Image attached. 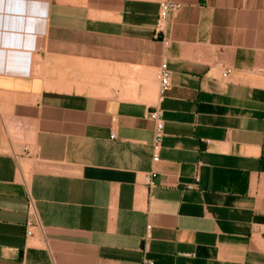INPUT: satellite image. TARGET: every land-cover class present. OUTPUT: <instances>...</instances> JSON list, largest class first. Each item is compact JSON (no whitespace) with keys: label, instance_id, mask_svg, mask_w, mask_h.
<instances>
[{"label":"crops","instance_id":"1","mask_svg":"<svg viewBox=\"0 0 264 264\" xmlns=\"http://www.w3.org/2000/svg\"><path fill=\"white\" fill-rule=\"evenodd\" d=\"M162 1L0 0V264H264V0Z\"/></svg>","mask_w":264,"mask_h":264},{"label":"built area","instance_id":"2","mask_svg":"<svg viewBox=\"0 0 264 264\" xmlns=\"http://www.w3.org/2000/svg\"><path fill=\"white\" fill-rule=\"evenodd\" d=\"M180 5L173 2L172 0H164L160 3V9H159V15H158V23H157V37L160 38L162 42L166 46L170 45V39L167 38V28L170 22V18L179 11ZM229 74V71L224 73V76L227 77ZM159 82H160V93L161 95H165L168 90L170 89L171 85V74L170 69L168 65V61L166 59L163 60L159 74H158ZM151 120L155 123V131H154V139L152 143L153 147V161L154 163H158L160 161V151L162 148L163 138L165 135V126H164V120H163V114L162 111L158 108H155L150 113ZM115 138V135L112 136ZM157 178L156 172H151L146 175L145 181L149 186H152L155 184V180ZM35 226V220L33 217V213L30 212L29 219L27 221V235L31 236L33 234V228ZM151 229L150 226H148V231ZM149 237V235H147ZM145 264H154L151 261H146Z\"/></svg>","mask_w":264,"mask_h":264}]
</instances>
